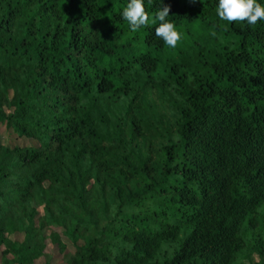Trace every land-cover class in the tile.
<instances>
[{"label": "trees", "instance_id": "obj_1", "mask_svg": "<svg viewBox=\"0 0 264 264\" xmlns=\"http://www.w3.org/2000/svg\"><path fill=\"white\" fill-rule=\"evenodd\" d=\"M163 2L0 0V264H264V21Z\"/></svg>", "mask_w": 264, "mask_h": 264}, {"label": "clouds", "instance_id": "obj_2", "mask_svg": "<svg viewBox=\"0 0 264 264\" xmlns=\"http://www.w3.org/2000/svg\"><path fill=\"white\" fill-rule=\"evenodd\" d=\"M215 10L222 21H242L249 26L264 21V0H217ZM169 12L170 7L160 0V6L155 11V21L159 23L154 35L167 46L175 47L182 34L177 30L175 23L168 19ZM120 16L122 20L127 21L131 31L151 22L149 13L145 11V0H128Z\"/></svg>", "mask_w": 264, "mask_h": 264}, {"label": "rangeland", "instance_id": "obj_3", "mask_svg": "<svg viewBox=\"0 0 264 264\" xmlns=\"http://www.w3.org/2000/svg\"><path fill=\"white\" fill-rule=\"evenodd\" d=\"M18 144V141H16V134L7 129L5 126H0V145L12 148ZM53 233L60 235L61 241L66 245V250L64 253L60 251L58 245L51 242L50 236ZM62 233L63 229L57 227L45 230L47 248L45 250L44 257H42L40 260H37L34 264H67L69 257L74 254L75 248L72 243L64 235H62ZM12 239L15 241H22L23 237L18 235L13 236ZM81 244L82 243L80 242L79 245ZM258 260V257H255V261Z\"/></svg>", "mask_w": 264, "mask_h": 264}]
</instances>
